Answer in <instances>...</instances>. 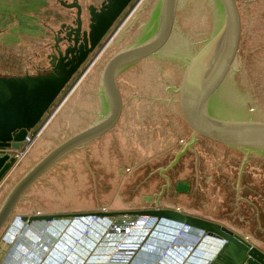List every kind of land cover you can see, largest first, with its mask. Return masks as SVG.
<instances>
[{
    "label": "water",
    "instance_id": "obj_1",
    "mask_svg": "<svg viewBox=\"0 0 264 264\" xmlns=\"http://www.w3.org/2000/svg\"><path fill=\"white\" fill-rule=\"evenodd\" d=\"M155 2L143 34L152 6L30 148L41 160L4 198L0 232L54 165L132 208H176L241 227L264 246V0ZM124 6L91 25L79 48L49 55L52 71L0 75V149L22 145ZM9 160L0 151V172ZM137 212L224 239L208 264H264V251L224 225L174 209ZM9 246L1 239L0 261Z\"/></svg>",
    "mask_w": 264,
    "mask_h": 264
},
{
    "label": "rangeland",
    "instance_id": "obj_2",
    "mask_svg": "<svg viewBox=\"0 0 264 264\" xmlns=\"http://www.w3.org/2000/svg\"><path fill=\"white\" fill-rule=\"evenodd\" d=\"M31 14L32 20L30 21L28 27L23 26V22L15 27L16 31L24 29L22 32L24 33L25 37L22 38L19 44L13 46V49L12 47L9 48L6 46V44L0 38V75L12 76L20 74L23 76L29 73L27 71L25 74H23L26 64L29 71L31 72L30 74L50 72L46 71L50 69V66L47 58V51H44L43 49L46 30H42V27L39 29V26H36L40 24V14H38L37 11L32 12ZM134 15L129 20L126 18L118 22L115 31L106 38V42H103L98 52L92 55V58L90 59L91 61L88 60L81 66V68L65 87L61 95H59V98L57 99L58 102L54 105L53 109L49 111L47 116L45 115V119L40 128H43L51 119H53L55 115H57V113L60 112V110L64 107V105L89 75V73L93 70L96 64L100 61L103 55L107 52L113 42L117 39L120 33L124 30L127 24L131 21ZM20 19L21 18H19V20ZM1 21L3 22V19ZM6 21L9 22V19ZM6 25L7 24L5 23L4 26ZM30 26L33 28H38H36L35 31L27 32V30L30 29ZM10 29L11 25H9V30ZM42 32H44L43 35ZM51 38L52 37L49 35L48 39ZM97 58H99L98 61L93 65L92 62H94V60ZM39 160H41V158L28 152L27 155H25V157H23L17 163H15V161L12 164L10 163V166L5 169L1 175L2 179L8 177L5 184L1 187V197L6 196L12 187ZM18 205L19 209L17 212H26V214H29L27 219L31 218V221H29L28 226L26 225L27 227L24 225L26 224L24 222L19 225L23 226L20 232L22 236H17L18 240L12 250V254L19 252L22 255H20L18 258L14 257L15 259L12 258V264L19 262L20 258H23V255L26 257L28 252L33 251L36 253L37 257V252L39 253L43 250L45 255L42 254L41 256L44 257L42 259L45 260V264H106L107 262L105 261H110L109 258L112 256H120L121 258L123 257L124 259L122 260H125V262H128L129 264H150L149 260L141 259L140 252L136 253V250L138 249L137 246L132 247L135 249L134 251H131L128 254H122V252L114 251L113 247L110 249L109 245H100V243L97 242L99 241V238H97L98 234H94L95 237L93 234L91 237H89L91 240L95 241L94 245L90 247L86 246L88 243H92V241L88 239L82 241L80 236L74 234L77 232L75 230L76 227L72 228L79 223L77 216L79 217L84 214L101 215L105 216L107 219L105 221L107 223L109 222L110 218L122 219L124 221L132 222L139 215H141V213H138L137 211L161 209H174L182 211L172 207L132 208L131 206L117 200L116 198L104 193L103 191L91 186L90 184L76 178L75 176L54 165L45 171L40 176V178H38V180H36L29 187ZM43 215H53L56 217L50 220L36 218L37 216ZM76 219H78V221H76ZM14 220L15 219H13V222ZM55 221L58 222L54 223V227H51L52 224L50 223ZM65 224H70V226L65 228ZM227 225L233 227L234 229L232 230L237 233L239 232L240 235H249L241 227L230 224ZM7 230H1L0 240L3 239V236L6 234ZM156 233L159 235V238H164V241H167V243L174 239L173 234H168L167 237L160 235L161 232L159 233L156 230L152 232V235H155ZM166 238L168 240H165ZM251 238L253 237L251 236ZM150 241L151 240L148 239V241H146L143 245L144 248H141L144 250L145 248L149 249L147 245H149ZM142 242L144 243V241ZM207 242L208 243L204 245L200 244L197 247V250L202 252L201 254L204 253L206 256L213 250L212 246L214 245L209 241ZM150 247L151 250L152 246ZM99 248H101V251H98ZM56 249L58 250V253H56ZM31 254L33 253L31 252ZM55 254H57V256H54ZM36 257L35 259H37ZM152 262H154V260H152Z\"/></svg>",
    "mask_w": 264,
    "mask_h": 264
},
{
    "label": "built area",
    "instance_id": "obj_3",
    "mask_svg": "<svg viewBox=\"0 0 264 264\" xmlns=\"http://www.w3.org/2000/svg\"><path fill=\"white\" fill-rule=\"evenodd\" d=\"M48 123L43 128H41L35 135L31 133L32 130L29 131L24 141L22 142V145L19 148H3L0 149V151H4V153H8L10 155L9 162L11 161L13 163L15 161V163H17L23 157H25V155H27L28 151L37 141V139L41 136ZM77 218L79 219V223L72 228L76 227L75 230L77 232L74 234L80 236L82 241H84L85 239L91 240V238L89 237H91L92 234L94 237V234H98L97 238H99V241L97 242H99L100 245H109L110 249L111 247H113L114 251L122 252V254H128L131 251H134L135 249H133L132 247L137 246L138 249L136 250V253L140 252L141 259L149 260L150 264H208L209 260L217 254L219 248L224 244L225 241L222 238L209 236L201 228L192 226L186 222L167 217H160L152 214H141L132 222L124 221L122 219L110 218L109 222L107 223L105 221L107 220L105 216L91 214H84L79 217L77 216ZM78 219H76V221H78ZM29 221L31 220H24L20 215L15 217L13 224L9 227L6 234L3 236L5 242H9L11 247L10 250L15 247V243L18 240L17 236H22L20 232L23 226L19 225L24 222L26 223L24 225L28 226ZM149 222L156 223V226L153 230L148 229V227H152L148 226ZM160 226L163 227L165 233H161L160 235H174V239L172 241L170 240L169 243H167V241H164V238L156 237L155 235H157V233L155 235H152V232L155 230L157 231ZM143 228L146 229V231L144 232L145 236L139 238L142 232L141 229ZM146 237L148 238L145 239ZM208 237L211 238V241L209 242L213 244L215 242L219 243L217 244L216 250H212L210 252H213L212 255L210 253L207 254V256H209L207 258L204 253L201 254L202 252L197 250V247L200 244L204 245L208 243ZM148 239L151 240L149 245H147L149 249L145 248L144 250L143 245L146 241H148ZM141 240L144 241V243ZM165 240L168 239L166 238ZM91 241L92 243H88L86 246L90 247L94 245L95 241ZM150 246H152L151 250ZM213 246H215V244ZM98 251H101V248H99ZM40 253L41 252H37V257L35 256L38 261L37 259H35V257V260L32 259L33 257L30 258L32 261H34V263L31 260H26V258L23 257L20 258L19 262L13 264H45V260L42 259L44 257L41 256L42 254ZM56 253H58V250L56 251ZM54 256H57V254H55ZM109 259L113 263H125V260H122L124 258H121L120 256H112ZM152 260H154V262H152Z\"/></svg>",
    "mask_w": 264,
    "mask_h": 264
},
{
    "label": "flooded vegetation",
    "instance_id": "obj_4",
    "mask_svg": "<svg viewBox=\"0 0 264 264\" xmlns=\"http://www.w3.org/2000/svg\"><path fill=\"white\" fill-rule=\"evenodd\" d=\"M152 1L153 0H55V4L52 8L53 11L51 12L52 9H50L49 12L47 10L48 16L43 25V29L46 30L43 49L47 51V58L52 54L58 55V50L65 52V50L70 47L79 48L81 44L85 43V37L87 36V38H89L91 25L101 22L106 23L110 18L109 10L116 9L122 5H125L124 8L110 24L97 46L90 52L86 61H91L92 55L98 52L103 42H106V38L115 31L118 22L126 18L129 20L139 8V10H144L152 6L149 17L142 30L143 34L146 24L151 20L154 8L157 4V2L153 4ZM49 35L52 37L51 39H48ZM98 59L99 58L92 62L93 65L96 64ZM48 61H50L49 58ZM49 66L50 69L46 71H52L50 63Z\"/></svg>",
    "mask_w": 264,
    "mask_h": 264
},
{
    "label": "crops",
    "instance_id": "obj_5",
    "mask_svg": "<svg viewBox=\"0 0 264 264\" xmlns=\"http://www.w3.org/2000/svg\"><path fill=\"white\" fill-rule=\"evenodd\" d=\"M54 1L55 0H0V38L3 40V42L6 44V46H8L9 48L12 47V49H13L14 48L13 46L19 44L21 42L22 38L25 37L24 33L22 32V31H24V29L23 30H17L16 31L15 30L16 29L15 27L18 26V25H20L21 22H23L22 23L23 26L28 27L30 21L32 20V16H31L32 15L31 14L32 12H36L37 11V13L40 14V24L39 25H36V26H39V29H40V27H42V30H45V29H43V27H44L43 25H44L45 19H47V10L49 12L50 9L53 8V6L55 4ZM49 3H50V5H49ZM52 11H53V9L51 10V12ZM19 18H21V19L19 20ZM2 19H3V22L1 21ZM7 19H9V22L6 21ZM5 23L7 24L6 26H4ZM9 25H11V29L10 30H9ZM32 28L33 27L30 26V29H28L27 32L35 31L36 28H38V27H34L33 29ZM43 34H44V32H42V35ZM27 71L29 72V74L31 73L29 71L28 67H27V64H26L25 67H24V73L23 72L22 73L25 74ZM12 76H15V75H12ZM16 76H21V75L19 74V75H16ZM55 117H56V115L53 117V119ZM53 119H51L49 121V123L46 126V128L49 126V124L52 122ZM45 129H44V131H45ZM10 163L12 164L11 161L8 162L5 165V167L1 170V172H0V178H1V175L3 174L4 170L7 169L10 166ZM7 178L8 177L3 178V179L2 178L0 179V199H1L0 206H1L4 198L6 197V196L1 197V187L5 184ZM18 209H19V205L16 206V208H15V210H14V212H13L11 218H10V220L3 227L4 230L5 229L7 230L8 227L13 224V219H15L16 216H18L20 214H21L20 216H22V217L23 216H29V214H26V212H24V211L17 212ZM181 213L187 214V215H192L194 217H199V218L207 219V220H210V221L219 223L221 225H224V226H226V227H228L230 229H234L233 227L228 226L224 222H220V221H217V220H213V219H210V218H206V217H203V216H200V215H196V214H193V213H189V212H186V211H181ZM160 217H163V216H160ZM3 234H2V236H3ZM241 235L244 236V237H246L251 243H253V245L257 246L262 251H264V246L261 243H259L256 239L251 238V236H249V235H244V234H241ZM207 240L208 241H211V238L208 237ZM6 243H9V242H6ZM40 243H41V241H40ZM218 243L219 242H215L214 243L215 244V246L213 247V250L214 251L216 250ZM10 248L11 247L9 246V248L6 251H4L3 257H2V259L0 261V264H5V263L6 264H12V261H11L12 258H14V257L15 258L16 257L18 258L20 255H22L19 252H17L16 254H12V250L13 249L10 250ZM0 250L3 251L2 248H0ZM210 254L212 255L213 252L210 253ZM23 257H24V255H23ZM208 257L209 256H207V258Z\"/></svg>",
    "mask_w": 264,
    "mask_h": 264
},
{
    "label": "bare ground",
    "instance_id": "obj_6",
    "mask_svg": "<svg viewBox=\"0 0 264 264\" xmlns=\"http://www.w3.org/2000/svg\"><path fill=\"white\" fill-rule=\"evenodd\" d=\"M58 221H55V222H53V223H50V224H52L51 225V227H54L55 226V224L54 223H57ZM70 226V224H65V228H67V227H69ZM148 226H152V227H148V229H151V230H153L154 228H155V226H156V223H152V222H149V225ZM167 226H169V225H167ZM49 227H50V225H49ZM50 227V228H51ZM64 228V227H63ZM142 230V232H141V235H140V237L139 238H142V237H144L145 236V234H144V232L146 231V229H141ZM157 232H161V233H164V229H163V227L162 226H160L158 229H157ZM156 237H159V235H155ZM148 237H146L145 239H147ZM152 239V238H151ZM74 243H75V241H74ZM31 252L33 253V254H31ZM31 252H28V255H26V260H30V258L31 257H35L36 256V254L33 252V251H31ZM41 254H44L45 255V253H44V251H41ZM32 259H34V258H32ZM35 260V259H34ZM37 261H38V259H37ZM105 262H107L106 264H115V263H113V262H111V261H105ZM33 263H34V261H33ZM118 264H129L128 262H121V263H118Z\"/></svg>",
    "mask_w": 264,
    "mask_h": 264
},
{
    "label": "trees",
    "instance_id": "obj_7",
    "mask_svg": "<svg viewBox=\"0 0 264 264\" xmlns=\"http://www.w3.org/2000/svg\"><path fill=\"white\" fill-rule=\"evenodd\" d=\"M63 92V91H62ZM61 92V93H62ZM61 95V94H60ZM58 98H59V96H58ZM57 98V99H58ZM57 99H56V101L52 104V106L50 107V109L46 112V116L48 115V113H49V111H51V109H53V107H54V105L58 102L57 101ZM45 115H44V117L42 118V120L38 123V125L34 128V129H32V131H31V133L33 134V135H35L41 128H40V126L42 125V123H43V121H44V119H45Z\"/></svg>",
    "mask_w": 264,
    "mask_h": 264
}]
</instances>
